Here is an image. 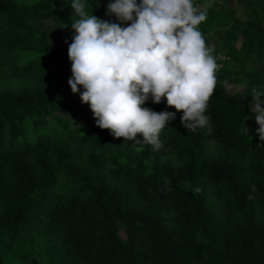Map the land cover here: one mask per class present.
I'll return each instance as SVG.
<instances>
[{"label": "trees", "instance_id": "trees-1", "mask_svg": "<svg viewBox=\"0 0 264 264\" xmlns=\"http://www.w3.org/2000/svg\"><path fill=\"white\" fill-rule=\"evenodd\" d=\"M222 1L246 19L210 7L199 25L225 56L208 123L185 129L148 100L176 112L153 150L101 129L71 91L70 0H0V264H264V141L245 130L246 94L264 88V0Z\"/></svg>", "mask_w": 264, "mask_h": 264}, {"label": "clouds", "instance_id": "clouds-1", "mask_svg": "<svg viewBox=\"0 0 264 264\" xmlns=\"http://www.w3.org/2000/svg\"><path fill=\"white\" fill-rule=\"evenodd\" d=\"M212 3L108 0L105 15H114L113 22L91 14L88 0H70L75 19L71 43L65 40L71 72L67 83L73 93L79 91L97 126L113 137L157 150L159 134L176 112H157L145 102L157 104L162 98L181 111L185 129L207 125L205 110L218 65L199 25ZM246 96L251 98L248 111L254 113L258 140L264 141V88L253 87Z\"/></svg>", "mask_w": 264, "mask_h": 264}, {"label": "rangeland", "instance_id": "rangeland-1", "mask_svg": "<svg viewBox=\"0 0 264 264\" xmlns=\"http://www.w3.org/2000/svg\"><path fill=\"white\" fill-rule=\"evenodd\" d=\"M231 5H232V7L235 6L237 8L238 17L240 19H246L245 6H243V5L228 4L227 2L222 1V0H213L211 7L222 10L226 7L231 6ZM46 30L49 33L50 40L54 43L60 44V41L54 35V33L58 30V26H56L54 23H48L46 26ZM67 46L68 45H64L63 47L67 49ZM207 46L210 47V45H207ZM211 54L216 58V63L218 65L217 70H218L221 67V62L225 59V56L224 55H219V56L216 55L215 56L214 52H212ZM215 74H216V72H215ZM231 90L233 91L234 88H232ZM257 127H258V125L256 123L252 122V123L247 124L245 126V130L247 129L246 131H252L253 133L256 134L255 128H257Z\"/></svg>", "mask_w": 264, "mask_h": 264}]
</instances>
